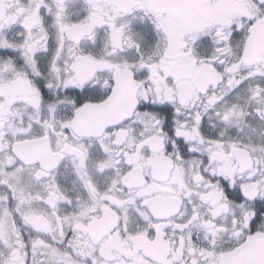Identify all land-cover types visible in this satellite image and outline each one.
<instances>
[{"label": "snow or ice", "instance_id": "snow-or-ice-1", "mask_svg": "<svg viewBox=\"0 0 264 264\" xmlns=\"http://www.w3.org/2000/svg\"><path fill=\"white\" fill-rule=\"evenodd\" d=\"M0 264H264V0H0Z\"/></svg>", "mask_w": 264, "mask_h": 264}]
</instances>
